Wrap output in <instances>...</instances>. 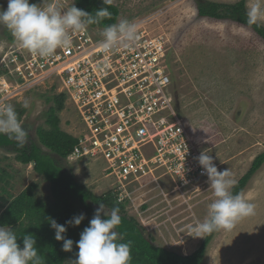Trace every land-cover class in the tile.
<instances>
[{
	"label": "rangeland",
	"instance_id": "374dc122",
	"mask_svg": "<svg viewBox=\"0 0 264 264\" xmlns=\"http://www.w3.org/2000/svg\"><path fill=\"white\" fill-rule=\"evenodd\" d=\"M207 1L233 4L242 0ZM244 1L248 11L252 0ZM49 2H55L62 10L74 4V0ZM29 3L40 5L42 0ZM112 4L119 8L118 22L151 19L150 30L168 39L172 96L179 115L201 148L200 154L206 150L213 156L218 171L227 168L236 184L253 161L264 154V41L235 22L198 17L194 0H113ZM7 6L8 0H0V9L6 10ZM257 24L264 26V20ZM10 47L19 46L0 24V57ZM3 72L4 68H0V75ZM7 80L8 84L13 81L11 76ZM51 94L45 88L9 92L0 85V109L9 104L15 107L30 138L26 145L37 143V128L47 129L44 115L49 105L45 97ZM59 120L67 134L79 127L76 112L67 104L59 113ZM16 155L12 148H0V212L30 184L37 185L36 198L52 201L50 185L34 172L32 165L16 161ZM61 165L94 195H116L113 181L103 175L100 163L66 159ZM157 175L154 172L141 186L137 183L127 187L122 205L156 246L190 255L206 237H195L189 225L203 221L207 215L214 199L209 180L185 192L177 190L168 178L155 181ZM240 194L255 206L254 214L239 219L231 231L213 232L204 264H264V163ZM115 200L120 203L117 197ZM105 211L110 212L106 208Z\"/></svg>",
	"mask_w": 264,
	"mask_h": 264
},
{
	"label": "built area",
	"instance_id": "2783aa9c",
	"mask_svg": "<svg viewBox=\"0 0 264 264\" xmlns=\"http://www.w3.org/2000/svg\"><path fill=\"white\" fill-rule=\"evenodd\" d=\"M150 22H133L140 40L132 49L121 43L105 53L103 29L88 26L72 33L71 47L52 57L42 59L20 47L0 57L5 91L45 88L65 97L79 125L69 134L76 144L67 159L100 163L120 203L127 187L141 186L154 172L155 181L168 178L185 192L208 180L197 160L201 148L172 96L169 41L150 30ZM3 75L13 81L8 84Z\"/></svg>",
	"mask_w": 264,
	"mask_h": 264
},
{
	"label": "clouds",
	"instance_id": "9594fccd",
	"mask_svg": "<svg viewBox=\"0 0 264 264\" xmlns=\"http://www.w3.org/2000/svg\"><path fill=\"white\" fill-rule=\"evenodd\" d=\"M112 2L103 0V4L107 5ZM246 15L248 25L264 20V0H252ZM105 18H111L106 7L96 10L93 15L74 4L62 10L49 0H42L40 5L30 4L29 0H8L7 9H0V24L10 31L18 46L42 59L54 56L57 49L70 48L72 33L85 31L89 25H98ZM101 34L103 40L100 47L105 53L121 43L132 49L140 40L137 25L128 20L104 27ZM24 107H28L27 102ZM0 134L8 135L20 148L27 143L28 132L11 104L0 109ZM197 160L208 176L214 199L208 205L205 219L189 225V230L198 238L218 230L231 231L239 219L254 214L255 206L246 201L242 194H232L235 181L230 178V171L227 168L218 171L213 156L207 154L206 150L201 152ZM119 212L118 207L107 212L105 205L99 203L89 226L76 242L78 252L71 264H130L131 245L119 242L123 237L115 230L121 224ZM83 219L84 216L80 215L67 223L79 226ZM49 223L55 231V239L63 242L62 250L71 252L73 241L65 238L66 227L54 219H49ZM36 245V238L32 234H25L21 247L11 228L0 226V264H43Z\"/></svg>",
	"mask_w": 264,
	"mask_h": 264
},
{
	"label": "trees",
	"instance_id": "16d2710c",
	"mask_svg": "<svg viewBox=\"0 0 264 264\" xmlns=\"http://www.w3.org/2000/svg\"><path fill=\"white\" fill-rule=\"evenodd\" d=\"M194 1L198 17L235 22L251 29L264 41V26L247 24L244 0L233 4L207 0ZM74 6L93 15L96 10L103 7L111 13V18H105L100 24L89 25L90 27L103 29L117 23L120 16L117 6L103 4V0H74ZM45 103L49 105L44 115L47 129L37 128V143L32 141L29 145L25 144L23 148H20L8 135L0 134V148H12L17 153L16 161L33 166L34 172L41 175L50 185L52 201L45 202L36 198L34 193L37 185L30 184L19 195L12 198L0 212V226L10 227L16 234L21 247L22 237L25 234H32L36 238V247L43 259V264H66L67 261L72 262L76 259L78 252L76 242L79 241L83 230L89 226L99 203H103L109 211L115 207L120 209L121 224L115 230L123 237L119 242L131 245L130 264H204L206 248L213 233L207 234L199 248L190 255H182L156 246L154 240L145 235L139 223L127 215L122 203H117L111 194L94 195L64 169L61 161L68 158L76 144V139L60 127L59 113L65 107V97L56 94L47 95ZM27 139H30L29 136ZM41 147L50 151V154L45 153ZM263 163L264 154L253 161L247 173L232 187L233 195L240 194ZM80 215H83L84 219L79 226L67 223ZM102 218H104L103 215ZM49 219H54L58 224L66 227L65 238L73 241L71 252L62 250L63 242L55 239V231L51 228Z\"/></svg>",
	"mask_w": 264,
	"mask_h": 264
},
{
	"label": "crops",
	"instance_id": "0c3cea01",
	"mask_svg": "<svg viewBox=\"0 0 264 264\" xmlns=\"http://www.w3.org/2000/svg\"><path fill=\"white\" fill-rule=\"evenodd\" d=\"M62 129V128H61ZM29 165H31V164H29ZM33 167V166H32Z\"/></svg>",
	"mask_w": 264,
	"mask_h": 264
}]
</instances>
